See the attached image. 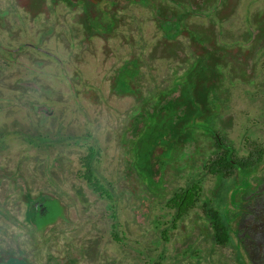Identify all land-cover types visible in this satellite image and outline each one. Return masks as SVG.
Here are the masks:
<instances>
[{"label": "rangeland", "instance_id": "rangeland-1", "mask_svg": "<svg viewBox=\"0 0 264 264\" xmlns=\"http://www.w3.org/2000/svg\"><path fill=\"white\" fill-rule=\"evenodd\" d=\"M79 1L90 4L85 6L86 19L82 17L81 22V6L72 9L60 3L50 15L49 25L42 29H49L43 39L36 28L29 29L38 25L30 24L24 12H17L10 0H0L2 174L9 178L16 170L32 190L67 193L66 204L74 207V213H70L71 224L65 229L73 231L76 244L86 246L87 257L81 264H100L105 256L117 260L126 256L130 264H240L231 247L214 245L207 236L203 204L212 199L218 182L203 167L210 156V140L220 133L237 157H245L252 145L261 148L263 161L248 182L256 186L264 179V46L254 47L264 0H193L200 6L208 2L200 12H192L188 0H71ZM160 6L179 12L180 18L162 15ZM180 21L194 39L197 33H212L226 49L248 47L246 53L236 51L219 68L222 77L218 91L208 98L211 109L217 112L216 119L201 121L193 128L199 142L186 141L171 165L167 163L170 156L166 146L156 150L151 163L155 182L160 177L158 158L168 166L162 177L164 183L151 184L130 171L129 144L123 146L122 141L128 138L129 142L132 136L130 122L141 126L140 116L135 115L141 99L172 86L176 74L173 68L180 65L175 66L170 49H163L160 43L164 33L169 36L183 31ZM178 38L183 52L188 51L187 35ZM35 45L42 50L33 49ZM19 46L21 50L12 57L10 53ZM226 49L218 53L221 59ZM132 59L138 77L128 82L136 86L141 99L120 95L111 88L118 68ZM179 77L180 73L173 82L176 92L162 109L176 97ZM197 145H201V156L194 154ZM90 153L94 156L93 178L110 193L111 200L96 196L85 185L81 163ZM192 179L200 184V201L187 216L175 221L176 229L170 230L168 241L163 242L153 226L171 221L175 212L167 202L175 189L184 188ZM1 181L3 201L10 197L11 187L4 177ZM224 185L220 187L222 195L212 204L224 218L229 217L236 234L234 202L244 206L247 184L240 181ZM79 186L90 201L88 210L71 195ZM107 204L111 211L106 210ZM243 209L248 210L246 206ZM111 212L116 219H110ZM112 223L125 240L124 249L112 241ZM190 229L194 251L175 262L169 257L173 247L185 240L182 235ZM161 250L163 256L159 258Z\"/></svg>", "mask_w": 264, "mask_h": 264}, {"label": "trees", "instance_id": "trees-1", "mask_svg": "<svg viewBox=\"0 0 264 264\" xmlns=\"http://www.w3.org/2000/svg\"><path fill=\"white\" fill-rule=\"evenodd\" d=\"M14 9L17 12H24L28 16L30 24L34 26L41 33L44 26L50 21L49 17L52 14L54 8L63 3L70 8L74 9L76 6H81L82 17L86 16V7L90 4H84L79 1L78 3H72L71 0H10ZM83 1V0H82ZM181 1V0H180ZM187 1V0H186ZM213 1V0H212ZM177 3L178 0H173ZM220 2L224 3L222 0ZM179 3V2H178ZM187 3L191 5L192 12H200L203 7H206V2L203 6L193 3V0H188ZM86 6V7H85ZM161 14L169 15L173 18L179 17V12H173V9H169L163 6L159 8ZM157 12V11H156ZM175 14V15H174ZM184 15H189L188 11H184ZM79 18V17H78ZM177 19V18H176ZM259 31L258 39L256 40L254 47L261 48L264 46V11L259 16ZM88 23V22H87ZM49 25V24H48ZM90 25H87V27ZM181 29L179 33L166 36L164 33L162 42L160 43L163 49H170L171 43L176 39L177 47L179 48V60L178 69L176 74L172 77V86L166 90H160L155 95L142 98L136 88V86L129 84V80L136 79L138 77V69L134 59L126 61V66L118 68L116 76L113 78L111 88L118 91L120 95H134L136 98L141 99L138 105L136 116H140L142 121L141 126L133 121L130 122L132 128V136L128 142L129 144V169L133 171L144 182L145 179L151 184L157 182L164 183V178L167 167V163L171 165L174 161L175 155L181 152L184 143L188 140L194 143L199 142L198 136L193 133V128H196L197 124L201 121H214L216 119V113L210 107L209 96L211 93L218 91L219 82L221 80V73L219 68L225 65V59H232L235 56L236 51L245 52L247 50L246 44L243 46H234L226 49L222 46L218 38L212 33H197L198 38L195 39L190 36V31L180 21ZM88 27V28H89ZM90 29V28H89ZM91 29L94 30L93 27ZM188 31V32H187ZM181 35H187L189 41V50L183 52L179 42ZM255 38V37H253ZM250 40L251 42L254 41ZM223 49H226V53L223 55V59L218 53H221ZM243 55V54H242ZM182 63H181V62ZM181 69L182 71H179ZM178 73L179 88L176 97L169 102L165 109H162V104L168 97L175 93L173 89V82L177 79ZM120 77L119 83H117V77ZM118 77V78H119ZM123 85L120 84L121 81ZM167 104V102H165ZM179 112V115L176 114ZM210 140V139H209ZM165 145L170 156V160L164 164L158 158L159 174L160 177L154 180L152 174V158L155 155L159 146ZM200 146V147H199ZM254 148L248 151L245 157H237L235 149L223 139L220 133L213 134L212 140L209 143L210 156L204 161L203 170L208 175H212L218 182L216 190H214L212 199L203 204L204 216L208 221V231L211 241L217 246L231 247L236 251V245L232 237L229 217L224 218L221 212L214 208L212 201L219 198L222 195L221 185L233 184L237 185L238 182L244 181L245 183L255 174L263 161L261 156L262 150L259 146L252 145ZM201 145H197L194 151L196 156L203 154L200 151ZM166 150V151H167ZM194 156V157H196ZM93 154H89L88 162L93 158ZM193 156H191L192 159ZM199 159V157H198ZM204 159V158H203ZM225 186V185H224ZM151 187V186H150ZM227 187V186H225ZM100 190V188H96ZM228 193V192H227ZM227 193L225 195H227ZM201 198V187L198 179H192L188 182L184 188L175 189L172 196L167 202V207L174 210V219L180 220L188 215V213L194 209ZM232 202V201H231ZM234 202V201H233ZM235 205V202H234ZM236 254V252H234Z\"/></svg>", "mask_w": 264, "mask_h": 264}, {"label": "flooded vegetation", "instance_id": "flooded-vegetation-1", "mask_svg": "<svg viewBox=\"0 0 264 264\" xmlns=\"http://www.w3.org/2000/svg\"><path fill=\"white\" fill-rule=\"evenodd\" d=\"M91 27H89L91 31L100 33V30H93ZM29 29H35V27L31 26ZM48 30H42L39 34L40 38L44 39ZM36 34L38 35V31H36ZM176 44L177 40L175 39L171 43L170 48L171 57L176 60L175 66L178 65L180 54ZM38 45H35L33 49L42 50ZM20 50L21 46L12 50L14 53H10L11 56L15 57V53H19ZM177 68H173L175 73ZM120 84L123 85L124 82L121 81ZM128 125L127 121V132ZM122 144L123 146L128 144V138L127 140L124 139ZM88 156L81 163L85 170L83 174L85 185L96 196L111 200L110 193L93 178L92 162L94 157L88 162ZM13 172L9 178L5 174H2V164L0 161V184L2 182L1 178L4 177L6 182L10 181L11 187L10 197H4L3 201L0 198V264H81L87 257L86 246L84 244H76L73 231L69 232L67 228L65 229L67 225L71 224L72 218L69 217L70 213H74V207L67 206L66 204V200L69 198L67 193L46 189L32 190L23 178L17 174L16 170H13ZM45 173L48 181L51 182L48 172ZM20 178L21 183L18 181ZM251 180L253 181V179ZM245 184H247V188L243 205L248 210H244V206L235 204L236 234L230 227L236 245V251L233 250V253L236 252L235 260L236 257L240 258V264H264V179L256 184V186H253L252 182H246ZM96 188H100V190H96ZM72 194L78 203L81 206L83 205L82 208L88 210L86 205L90 201L87 199L88 196L83 187L79 186L77 190L73 189ZM106 210L111 211L112 207L107 204ZM170 210L173 209L170 208ZM108 215L110 219H116L113 212ZM1 221L7 223L5 224ZM175 221L176 219L173 216L171 217V221L154 224V231L159 235L160 240L163 242L168 241V232L176 229ZM229 223L231 224V221ZM115 229L116 225L112 223V241L124 249L127 246L125 240L123 237L120 238ZM196 229L197 231L199 230L197 227ZM192 231L193 229H190L186 234L183 233L182 236H185V240L176 242L177 244L173 247V254H169L171 255L169 256L170 259L175 262L182 261L190 256H187L188 253H193L195 240L192 241L189 235ZM206 232L209 237L208 229ZM234 234L236 235L235 238ZM159 255V258H162V250ZM125 259L126 256L118 260L105 256L101 258L100 264H130Z\"/></svg>", "mask_w": 264, "mask_h": 264}]
</instances>
